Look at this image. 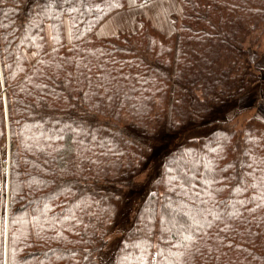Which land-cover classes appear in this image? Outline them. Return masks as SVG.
Wrapping results in <instances>:
<instances>
[{"label": "trees", "instance_id": "16d2710c", "mask_svg": "<svg viewBox=\"0 0 264 264\" xmlns=\"http://www.w3.org/2000/svg\"><path fill=\"white\" fill-rule=\"evenodd\" d=\"M179 1L171 34L139 17L102 38L128 0H0V264H99L121 203L96 186L149 155L128 130L177 133L254 87L264 0ZM114 264H264V121L168 153Z\"/></svg>", "mask_w": 264, "mask_h": 264}, {"label": "rangeland", "instance_id": "374dc122", "mask_svg": "<svg viewBox=\"0 0 264 264\" xmlns=\"http://www.w3.org/2000/svg\"><path fill=\"white\" fill-rule=\"evenodd\" d=\"M180 11L179 0H147L140 4L128 0L127 8L110 16L94 34L105 38L123 32H132L139 26L138 18L143 17L168 35L173 32L170 16L173 13L179 14ZM260 51L262 58L251 71L255 80L254 87L237 100L213 108L200 122L189 123L177 133L163 129L154 135L145 136L141 131L128 130L149 148V155L137 173L114 183H101L96 186L97 190L117 194L121 203L106 246L100 254L99 264H114L116 251L126 233L132 228L135 215L148 196L152 184L160 177L164 158L168 153L187 140L208 136L225 122L239 129L252 117L264 121V37ZM4 264H6L5 254Z\"/></svg>", "mask_w": 264, "mask_h": 264}, {"label": "crops", "instance_id": "0c3cea01", "mask_svg": "<svg viewBox=\"0 0 264 264\" xmlns=\"http://www.w3.org/2000/svg\"><path fill=\"white\" fill-rule=\"evenodd\" d=\"M9 139L7 138L6 144L0 143V154H2L8 147ZM6 197H8V192L6 193V185L4 182V177L0 171V232L4 231L5 245L7 238V215L6 210L8 209V202L6 203ZM6 251V250H5Z\"/></svg>", "mask_w": 264, "mask_h": 264}, {"label": "built area", "instance_id": "2783aa9c", "mask_svg": "<svg viewBox=\"0 0 264 264\" xmlns=\"http://www.w3.org/2000/svg\"><path fill=\"white\" fill-rule=\"evenodd\" d=\"M0 171L4 177V181L6 184V193L8 192V182H9V172H10V153L9 149L0 154ZM8 199L6 198V203Z\"/></svg>", "mask_w": 264, "mask_h": 264}, {"label": "snow or ice", "instance_id": "6c2138e0", "mask_svg": "<svg viewBox=\"0 0 264 264\" xmlns=\"http://www.w3.org/2000/svg\"><path fill=\"white\" fill-rule=\"evenodd\" d=\"M66 2H67V0H66ZM206 167H207V165H206ZM209 170H211V169H209ZM209 183H210V181H209ZM43 211L44 212L48 211V206L47 205L44 206ZM0 219H2V217H0ZM13 239H15V237H13ZM186 239H191V237H186ZM139 246L140 245H137V247H139ZM141 259H143V257H141Z\"/></svg>", "mask_w": 264, "mask_h": 264}]
</instances>
